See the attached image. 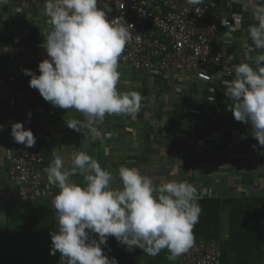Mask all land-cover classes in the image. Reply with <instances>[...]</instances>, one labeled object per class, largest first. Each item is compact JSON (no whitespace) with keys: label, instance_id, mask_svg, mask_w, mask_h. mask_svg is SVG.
<instances>
[{"label":"crops","instance_id":"crops-1","mask_svg":"<svg viewBox=\"0 0 264 264\" xmlns=\"http://www.w3.org/2000/svg\"><path fill=\"white\" fill-rule=\"evenodd\" d=\"M217 1L232 77L115 66L89 47L83 0H0V188L26 99L55 201L264 195V0Z\"/></svg>","mask_w":264,"mask_h":264},{"label":"trees","instance_id":"trees-1","mask_svg":"<svg viewBox=\"0 0 264 264\" xmlns=\"http://www.w3.org/2000/svg\"><path fill=\"white\" fill-rule=\"evenodd\" d=\"M214 2L220 6V1ZM37 36L29 34L30 39ZM166 88L171 86L164 85ZM104 194L100 192L102 197H98L94 208L86 205L67 210L65 201H60L61 208L55 218L51 217V222L44 220L50 214L47 211L52 209L55 196L7 203L5 218L0 219V264H104L107 256H117L116 250L106 253L104 242L99 244V239L106 240V224L119 246L133 257L134 264H179V247L186 238L219 240V264H264V195L209 196L196 192L185 197H169L162 200L164 207L148 218L145 227L144 213L155 199L115 201ZM94 215L103 225L99 232L91 222ZM170 215L175 217L176 228L175 235L168 239L162 224ZM27 222H39V230L32 225L33 232L29 233ZM50 229L53 231L49 232ZM74 244L79 248L76 252Z\"/></svg>","mask_w":264,"mask_h":264},{"label":"built area","instance_id":"built-area-1","mask_svg":"<svg viewBox=\"0 0 264 264\" xmlns=\"http://www.w3.org/2000/svg\"><path fill=\"white\" fill-rule=\"evenodd\" d=\"M83 1L89 47L99 60L157 74L212 68L226 77L234 75L230 59L217 45L221 27L230 21L214 0ZM20 105L17 141L7 150L12 171L0 188V202L5 204L48 198L55 193L44 166L30 102L23 99ZM220 250L217 239L186 238L179 247L178 263L219 264Z\"/></svg>","mask_w":264,"mask_h":264},{"label":"rangeland","instance_id":"rangeland-1","mask_svg":"<svg viewBox=\"0 0 264 264\" xmlns=\"http://www.w3.org/2000/svg\"><path fill=\"white\" fill-rule=\"evenodd\" d=\"M113 65H115V66H124V63L115 62V63H113ZM18 121H20V119ZM101 192H103V191H101ZM55 200L52 202V204H53L52 205V209L47 211L50 214H47L45 216L46 217V220H44L45 218H42L41 220H44L45 222H51L52 218H55V216L58 214L59 209L61 208L60 203H59L60 201H55ZM86 201L87 200H78L76 202H72L71 205L68 204V203H66V202H63V203H65V206L68 208L67 210H71V209H77V208H79V206L80 207L86 206L85 205L86 204ZM96 201H98V200L97 199H94L92 201V203L94 204V207H96L95 206ZM115 201H117V200H115ZM164 204L165 203L162 200H159V201L156 200L153 203L152 202L149 203L150 207L144 213L145 214V217H146V221L143 222V226L147 227V225H148L147 224L148 223V221H147L148 218H150L152 216H155L154 213L157 212L158 209L163 208L164 207ZM62 206H64V205H62ZM35 210H36V207H33V211H35ZM3 213L4 214H3L2 218H5L4 217L6 215L5 209H4V212ZM96 218H97V215H94V219L92 221L91 220L90 221L92 222L93 226L95 227V231H98L99 232V230L103 227V225L101 223H99ZM84 220L87 221V217ZM90 221H88V222H90ZM22 223H23V221H22ZM38 224H39V222H36V223H33V224H32V222L25 223V225L28 226V227H26V229H27L26 231H28L29 233H32L33 232V230L31 229L32 228V225H33L34 229L39 230L38 229ZM74 225L76 227H79V224H74ZM98 225H99L100 228L98 227ZM162 225H163V228H164L162 231H165L168 234V239H170V236L173 237L175 235V228H176L175 226H176V223H175V217H174V215H170L167 218V221L165 223H163ZM2 230H3V233L5 234V232H4L5 230L4 229H2ZM52 231L53 230L50 229L49 232H52ZM104 233H105V236H106V240L103 241V238L102 239H99V244H101L102 242H104L103 245L105 246V248L103 249V251H106V253H107V251L109 252V251L116 250V251H114L115 252L114 254H116L117 256L115 258L108 257L107 256L106 261L103 262V263L104 264H131V263H133V261H134L133 257H131L128 254L126 248L124 249L123 246L122 247H120L121 245L119 246L120 242L119 241L116 242V239L113 238L112 231L110 230V228L108 227L107 224L105 225ZM66 234L68 236L71 235L70 233H66ZM90 235L91 234L89 232V235L88 236H90ZM61 236H62V234H59V237H61ZM110 240H111V243L112 244H110ZM73 246H74L73 247V251L74 252H76V250H79V248H76V245L75 244ZM109 247H110V250H108ZM173 247H174V243H173ZM36 248L39 249L38 251H42V247H38L36 245ZM100 248H101V246L98 247V249H100Z\"/></svg>","mask_w":264,"mask_h":264},{"label":"bare ground","instance_id":"bare-ground-1","mask_svg":"<svg viewBox=\"0 0 264 264\" xmlns=\"http://www.w3.org/2000/svg\"><path fill=\"white\" fill-rule=\"evenodd\" d=\"M1 8V7H0ZM2 9V8H1ZM2 11H3V9H2ZM3 14H4V11H3ZM2 18V17H1ZM0 18V19H1ZM21 111H22V109H21ZM21 111H20V113H21ZM29 111L31 112V115H32V117H33V120H34V123H35V119H34V116H33V114H32V111L30 110V108H29ZM35 125H36V123H35ZM36 130H37V126H36ZM37 132H38V130H37ZM17 141V140H16ZM15 141V142H16ZM14 145V144H13ZM41 150H42V145H41ZM10 165H11V163H10ZM11 171H12V169H11ZM11 175V174H10Z\"/></svg>","mask_w":264,"mask_h":264},{"label":"clouds","instance_id":"clouds-1","mask_svg":"<svg viewBox=\"0 0 264 264\" xmlns=\"http://www.w3.org/2000/svg\"><path fill=\"white\" fill-rule=\"evenodd\" d=\"M85 205H88L90 208H94V204L93 203H88V204L86 203Z\"/></svg>","mask_w":264,"mask_h":264}]
</instances>
